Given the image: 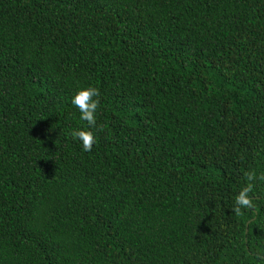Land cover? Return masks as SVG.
Listing matches in <instances>:
<instances>
[{"label": "trees", "instance_id": "obj_1", "mask_svg": "<svg viewBox=\"0 0 264 264\" xmlns=\"http://www.w3.org/2000/svg\"><path fill=\"white\" fill-rule=\"evenodd\" d=\"M262 174L264 0H0V264H261Z\"/></svg>", "mask_w": 264, "mask_h": 264}, {"label": "clouds", "instance_id": "obj_2", "mask_svg": "<svg viewBox=\"0 0 264 264\" xmlns=\"http://www.w3.org/2000/svg\"><path fill=\"white\" fill-rule=\"evenodd\" d=\"M100 90L96 87H86L79 90L72 98V104L79 109L81 113V120L85 121L88 125V130L77 129L73 130L71 135L74 139L79 140L82 144V150L90 152L93 145L96 143V137L90 130L96 127V112L100 106ZM103 126H101L102 128ZM245 178L248 181L247 186L243 187L239 194L235 197V206L233 211L237 215L242 214V209H251L254 207L249 193L253 191V181L257 179L255 172L245 173ZM261 181H264V174L259 176ZM264 264V261L261 262Z\"/></svg>", "mask_w": 264, "mask_h": 264}, {"label": "water", "instance_id": "obj_3", "mask_svg": "<svg viewBox=\"0 0 264 264\" xmlns=\"http://www.w3.org/2000/svg\"><path fill=\"white\" fill-rule=\"evenodd\" d=\"M249 226V222H248V224H247V227ZM247 230H248V228H247Z\"/></svg>", "mask_w": 264, "mask_h": 264}]
</instances>
